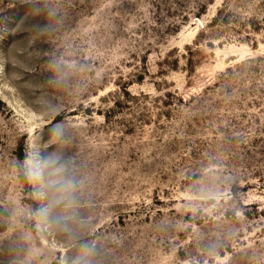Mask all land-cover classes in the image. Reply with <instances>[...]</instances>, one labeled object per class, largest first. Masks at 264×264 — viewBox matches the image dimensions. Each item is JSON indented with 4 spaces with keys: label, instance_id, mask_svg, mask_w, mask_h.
Instances as JSON below:
<instances>
[{
    "label": "rangeland",
    "instance_id": "1",
    "mask_svg": "<svg viewBox=\"0 0 264 264\" xmlns=\"http://www.w3.org/2000/svg\"><path fill=\"white\" fill-rule=\"evenodd\" d=\"M0 264H264V0H0Z\"/></svg>",
    "mask_w": 264,
    "mask_h": 264
},
{
    "label": "clouds",
    "instance_id": "2",
    "mask_svg": "<svg viewBox=\"0 0 264 264\" xmlns=\"http://www.w3.org/2000/svg\"><path fill=\"white\" fill-rule=\"evenodd\" d=\"M58 133H59V130L58 129L57 130H54V134H58ZM35 174L38 175L39 173L36 172Z\"/></svg>",
    "mask_w": 264,
    "mask_h": 264
}]
</instances>
